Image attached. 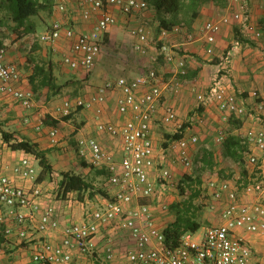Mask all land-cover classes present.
I'll list each match as a JSON object with an SVG mask.
<instances>
[{
  "label": "built area",
  "instance_id": "obj_1",
  "mask_svg": "<svg viewBox=\"0 0 264 264\" xmlns=\"http://www.w3.org/2000/svg\"><path fill=\"white\" fill-rule=\"evenodd\" d=\"M225 1L226 11L205 21L198 33L188 31L183 24H175L170 29H161L160 36L164 38L171 34H183L189 40L202 37L207 43L206 51L209 54L214 53L216 37L221 28L232 22L238 23L244 34L256 39L264 38V0H256L261 9L259 19L252 18L253 9L247 0ZM77 3L83 19L99 15L89 31L79 32L73 27H65L64 21L55 18L50 27L37 34V37L41 42L53 43L64 35L72 41V46L71 52L64 55L63 62L86 71L95 66L103 37L109 27L116 23L108 7L116 6L124 14L148 8L146 0H77ZM65 11V0H55L54 12ZM129 32L136 42V49L144 53L148 45L146 27L139 23L130 27ZM166 50L165 46H161L160 53L164 54L167 61L177 56L179 72L185 74V57ZM6 52V45L0 42V91L24 107H30L34 93L31 89L14 85V81L20 78V72L15 64L6 61ZM224 58L227 59V55ZM165 87L163 77L151 69L132 79L123 76L108 79L89 100L67 98L56 106V113L66 116L77 107L102 103L107 92L116 89L119 91L118 110L126 115L121 124L102 121L96 124L99 132L120 137V156L106 150L96 138L82 136L77 139L79 156L108 172L107 195L95 208L84 210L81 204L82 218H69L63 223L53 205H42L45 190L43 183L37 182L33 154H27L14 164L13 176L0 174V203L5 207L4 213L0 215V228L9 236L16 232L22 240L33 239L29 229L40 234L32 253L34 263L72 264L74 254L80 252L91 253L98 259V264H264L254 260L251 246L240 232L264 231V180H254L244 186V195L256 197L245 200L230 180L210 179L208 186L214 199L211 208L217 205L221 208L217 222L195 232H186L177 246L166 243L163 232L165 226L159 223L158 213L167 212L168 203L157 190V179L163 180V185L173 183L168 161L170 154L177 155L186 168L192 167L190 146L196 144L199 138L196 133L185 136L184 129L188 128H184L180 138L169 142L164 148H157L152 130L156 119L164 125H174L175 132L181 130L184 124L172 105L163 104ZM209 95L226 118L247 113L237 94L219 77L213 79ZM253 95H257V92L254 91ZM197 98L202 100L203 93H198ZM255 109L264 111V103L257 104ZM58 133V128H51V143L59 141ZM225 138L219 132L216 142L222 144ZM245 139L251 148L264 153L263 127L248 129ZM246 163L247 167L260 168L264 173V162L259 160L253 150ZM7 167L4 166V170ZM18 179L21 183L17 182ZM14 223L20 225L16 231ZM103 227L127 233L131 246L121 250L110 235L104 245L99 246L93 239ZM54 233V240L42 238L44 234L50 236Z\"/></svg>",
  "mask_w": 264,
  "mask_h": 264
},
{
  "label": "crops",
  "instance_id": "obj_2",
  "mask_svg": "<svg viewBox=\"0 0 264 264\" xmlns=\"http://www.w3.org/2000/svg\"><path fill=\"white\" fill-rule=\"evenodd\" d=\"M71 1L65 0L66 11L73 5ZM223 1L222 12L215 17H209L207 20L214 19L226 11L227 2ZM247 2L253 9L252 18L259 19L261 9L257 1L247 0ZM74 3L78 9L77 0ZM204 4L198 8L199 14L193 23L185 26L188 31L198 33L204 22L207 21L200 23V17L203 14L206 16L211 15V7L207 10ZM108 9L116 18V23L110 26L106 32L110 40H112V34L117 27L125 26L121 25L120 21L128 22L131 19L130 22L133 23L134 17L147 11L145 9L131 14H124L116 6H109ZM98 16V14H95L90 19L85 20L78 9L77 14H69L66 19L61 18V14L60 17L56 18L64 21L65 27L69 26L79 32H86L92 28ZM1 17L2 13H0ZM124 17L127 19H124ZM163 17L169 18L168 15H163ZM33 20L34 29L30 32H25L24 28L21 32L13 30L15 23L7 18H5V22H0V42L6 45V61L15 64L20 72V78L14 81V85L18 88L31 89L34 93L32 106L24 107L19 101L0 91V174L6 173L13 176L12 167L14 164L29 154L23 150L10 148L2 138V130L14 134L15 139L26 138L37 143L39 148L45 152L47 159L51 160L50 158L53 156V159L58 160L63 166L69 163L70 159L68 152H64V150L73 146L69 143L71 140L72 142L75 140L74 146L78 151L77 139L82 136L96 138L106 150L120 156L122 153L120 137H113L96 129L98 121L121 124L125 119L126 115H122L117 107L118 90L107 92L102 103L95 102L91 107L73 109L69 117L61 116L55 111L56 106L67 98L80 97L89 100L95 96L98 89L112 77L113 71L110 70L112 67L101 64V52L95 66L90 71H86L82 67L72 68L68 66L63 62V57L66 53L71 52L72 41L62 35L53 43L41 42L37 39L39 20L37 17H34ZM235 26H238L245 41H238L234 38ZM128 27L130 29L132 26L129 25ZM129 29L127 30L129 40L126 37L129 44L125 45L123 43L122 47L137 55L133 59L132 66L127 69L125 67L118 68H122L124 74L128 71L136 72L139 68L141 70L139 74H141L145 71L141 66L146 65L147 58L138 57V53H143L136 49V42ZM158 40H162L161 45L167 48L166 52L175 51V53H179V57L183 55L186 59V73L181 74L177 64L178 57H174L172 61H167L164 54L160 53L164 62V68H162L164 72L163 79L166 82L162 96L163 104L172 105L179 119L186 124L185 128L188 129H184L183 134L185 136L196 133L199 138L196 144L190 146V156L194 155L195 150H200L199 157L202 159V165L209 167L205 163V158L210 155L213 157V164L217 163L215 147L218 146L221 152L224 148L223 143L218 144L216 142L219 132H222L225 137L234 135L236 138L241 139L242 143L249 145L245 142L247 130L253 127L264 128V111L258 112L255 109L257 104L264 103V38L256 39L246 33L244 34L239 24L232 22L224 25L217 34L213 54L207 53V43L202 37L189 40L183 34H171L164 38L159 35ZM166 42H169V44H166ZM226 55L227 59L224 58ZM40 67L45 69L46 74ZM125 77L128 79L134 78ZM216 77L221 78L226 86L237 94L239 100L247 109L246 114L241 116L231 115L227 118L223 115L217 103L209 95L210 86ZM254 91L257 92V95H253ZM198 93H203L204 98L202 100L197 98ZM98 109L101 111L98 112ZM158 125L173 128L174 125H164L159 119H156L153 124L152 130L155 143L158 144L162 140L166 147L168 141L165 133L168 132L160 130ZM53 127L59 130V141L56 144L51 143L49 136V132ZM59 147L63 150L62 156L58 153ZM252 150L259 156V160L264 162V153L254 147H252ZM61 157L64 159L61 160ZM81 161L90 165L88 160L84 158ZM51 163L53 165V162ZM80 165L84 167L83 170H87L86 172L91 170L89 166L85 167L81 163ZM4 166H8L7 169L4 170ZM213 167L215 166L213 165ZM257 169L258 173L264 176L262 170ZM68 170L66 167L60 168V172ZM103 170L96 167L94 176H98L97 174L106 175V185L108 173L100 172V174L97 172ZM53 173L55 174V172ZM56 173L59 174V172ZM74 173L80 172L75 171ZM90 176H93V174L90 173ZM216 178L223 180L219 177ZM47 180L48 178L40 182L43 183L45 190L42 205H53L63 223L69 218H82L83 208L81 206L75 207L74 202H70V200L61 201L59 198L53 199L51 197L52 195L48 192V189L53 182L49 183ZM17 182L21 183L19 179ZM71 194L68 196H71ZM102 198L104 199V196ZM243 199L250 200L256 199V197L243 195ZM4 211L5 207L0 203V215ZM19 227L20 225L14 223L15 231ZM29 231L33 233L31 241L20 239L16 232L10 236L6 235L3 228H0V264H36L32 261V253L35 243L39 241L40 234H36L34 229H29ZM116 232L118 231H115L114 228L103 227L101 233L95 236L93 240L99 246H103L105 239L110 235L115 243L120 246V249L124 251L131 246V240L127 233L124 235V233L117 234ZM240 232L251 246L254 260L258 263L264 262V231L252 233L241 230ZM121 234L126 236V242L123 237H120ZM54 235L55 233L50 236L44 234L42 238L54 240ZM72 264H98V259L91 253L76 252Z\"/></svg>",
  "mask_w": 264,
  "mask_h": 264
},
{
  "label": "rangeland",
  "instance_id": "obj_3",
  "mask_svg": "<svg viewBox=\"0 0 264 264\" xmlns=\"http://www.w3.org/2000/svg\"><path fill=\"white\" fill-rule=\"evenodd\" d=\"M75 0L71 1V8H68L65 13H57L54 12V6L51 14H48L47 12H41L40 15L37 17L39 20V26L37 28V34L43 32L44 29H46L50 23L56 18L60 17L66 19V16L69 14H77V8L75 6ZM55 3V2H54ZM205 7H207V10L211 7L212 13L211 15H204L200 17L199 22H203L207 20L209 17H215L219 13L222 12V8L224 6L223 0H208L205 2ZM208 14V12H207ZM59 15V16H58ZM162 14H159L155 7L148 4L147 11H145L144 14L140 13L136 17H134L133 23H131V19L128 20V22L120 21L121 25H125L124 27H117L115 31L113 32L112 40L109 39L108 43H104L102 41L101 43V64H105L106 66L110 65L112 67V77L110 79H115L121 76H127V77H137L139 75V72L141 71L139 68L136 70V72H130L124 74V71L119 69L118 67H125L126 69L129 66L133 65V59L136 57V53L129 52L128 49H124L122 47L123 43L125 45H128L129 37L127 36V30L130 26H134L136 23L143 24L147 31H148V45L146 46L145 52L143 54L138 53V57H146V65L141 66L142 69L146 71L154 69L156 73L162 77H164V62L162 60V56L160 55V48H161V42L162 40H158V37L160 35V30L163 29L160 21H161ZM168 19H173L171 15H168ZM187 18L188 15L185 16L184 13H181L178 15V21L177 23L183 22L184 26H187ZM124 19H127L124 17ZM167 19V18H166ZM128 40H127V38ZM38 39V37H37ZM125 40V41H124ZM169 44V42H166V44ZM164 44V43H163ZM120 71V73H118ZM143 73V72H142ZM165 81V80H164ZM167 81V80H166ZM170 126H163L158 125V128L162 131L168 132V133H174V128ZM73 146L68 148L67 150H64V152H68V156L70 157L69 163L65 164L64 166L59 163L58 160H54L53 156L50 158L49 162H53L52 165V171L55 172V174L52 172V174L49 176L48 180L49 183L53 182L51 184V187L48 189V192L51 193V197L53 199L59 198L61 201L70 200V202H74V206L77 207L78 205L82 207L84 205V210L95 208L98 205H100L102 195H94L93 197L89 195V191H86L83 195V198H79L77 193H70L71 196H67L66 198H61L60 196H57L58 194V183L61 178L60 176V168L66 167L71 172H80L79 174H82L85 176V178L91 182H93L96 189L100 188L107 192V186L105 185L106 181V175L102 174L98 176H94V171L90 170L89 172H86L87 170H83L84 167H81V159L82 157L78 156V151H76V148L74 146L75 140H71L69 143ZM163 141H159L157 144V148L161 149L164 148ZM58 153L60 156H62L63 150L58 148ZM215 152L217 154V163L214 164L215 167H205L202 165V159L199 157L200 150H195L194 155L191 156V160L193 162L192 167L186 168L180 158L175 154L168 155V161L172 172V180L173 183L169 186L168 184L163 185V180L157 179V190L162 193V198L167 201L168 203V211L167 212H159V223L161 226H166L171 219H173V214L169 210V205L172 201H178L180 200L183 195L181 194L180 190V181L184 175H189L192 178L194 176L200 177V183L194 182V183H184L183 186L185 187V195L190 196L192 193L196 190H200V194L194 199L195 204L201 205V209L198 211V220L201 223V229L203 227H206L208 225H211L213 223L217 222V218L219 215V212L221 211L220 206L217 205L216 208L212 209L211 205L213 204V197L211 194V191L209 189L208 183L210 179H216V177H219L221 179L230 180L232 184L237 186L239 195H244L243 188L244 186L252 182L253 180H264V176L262 174L258 173L257 167L248 166L246 160L249 157V154L252 153V148H247V151L244 153V163H245V169L247 170V174L244 175L242 173V166L238 162L234 161L230 157H226L223 152L220 151V148L218 146L215 147ZM56 154V153H55ZM57 155V154H56ZM34 156V155H33ZM64 158L61 157V160ZM60 160V161H61ZM35 167L37 170V173L41 171V167L39 165L38 159L35 157ZM37 163V164H36ZM60 166V167H59ZM81 167V168H80ZM81 169V170H80ZM83 170V171H82ZM56 172H59L57 174ZM90 173L93 174V176H90ZM96 175V174H95ZM256 178V179H255ZM196 179V178H195ZM48 186V184H47ZM46 186V187H47ZM169 197V198H168ZM172 199V200H171ZM84 202V203H83ZM82 204V205H81ZM116 231V230H115ZM117 234H120V232H116ZM122 235V236H121ZM120 237H123L125 239V242L127 241L126 236L121 234ZM118 246V245H117ZM125 246V245H124ZM120 248V246H119ZM127 248V247H126Z\"/></svg>",
  "mask_w": 264,
  "mask_h": 264
},
{
  "label": "trees",
  "instance_id": "obj_4",
  "mask_svg": "<svg viewBox=\"0 0 264 264\" xmlns=\"http://www.w3.org/2000/svg\"><path fill=\"white\" fill-rule=\"evenodd\" d=\"M148 4L155 7L157 12L162 15H171L173 19H166L161 16L160 24L162 28L170 29L173 25L177 24L178 15L184 13L188 15L187 25H191L193 21L198 17V8L207 2L208 0H146ZM55 0H0V13L2 17L0 22H5V18L13 21L15 26L13 30L21 32L24 28L25 32H30L34 29V17H38L41 12H47L51 14L53 10ZM234 38L238 41H245L242 33L239 31L238 26L234 27ZM104 43L109 42V36L104 35ZM44 70L43 67H40ZM46 74V73H45ZM50 77V75H49ZM71 114L66 115L69 117ZM186 127L183 124L181 130L174 133H165V137L169 142L180 138L183 134L182 131ZM2 138L14 150H23L26 153L33 154L39 161L41 171L38 174L37 182H41L49 178L52 174V165L47 159L45 152L39 148L38 144L30 141L29 139H15L14 134L2 130ZM223 154L227 157L232 158L242 166V173L247 174L244 163V153L247 151L248 145L242 143L241 139L236 138L234 135H229L223 142ZM166 145V146H167ZM213 157L210 155L205 158V163L212 167ZM81 164L85 167L89 166L92 171H96V167L89 165L84 161ZM98 173L108 172L104 169L103 171H97ZM100 173V174H101ZM60 180L58 183V194L61 198H66L70 193H77L79 198H83L86 191H89L90 196L102 195L106 196L107 192L103 189H96L93 182L87 180L84 175L74 173L71 171H61ZM196 178V179H195ZM200 183V177L194 176L193 178L189 175H184L179 183L181 194L183 197L178 201H172L169 205V210L173 214V219L164 228L165 241L170 246H177L180 243L181 237L186 232H195L201 228V223L198 220V211L201 209V205L195 204L194 199L200 194V190L196 189L192 195H185L184 183Z\"/></svg>",
  "mask_w": 264,
  "mask_h": 264
}]
</instances>
